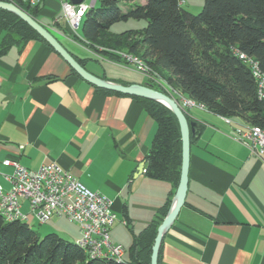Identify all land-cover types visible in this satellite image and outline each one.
<instances>
[{
    "label": "crops",
    "instance_id": "obj_1",
    "mask_svg": "<svg viewBox=\"0 0 264 264\" xmlns=\"http://www.w3.org/2000/svg\"><path fill=\"white\" fill-rule=\"evenodd\" d=\"M82 3L91 6L93 0ZM56 7H62L60 0H43L38 21L71 54L86 60L87 70L123 85L146 84L89 68L90 60L74 50L76 41L59 29L61 24L71 32L65 20L58 22L62 11L57 15ZM3 39L4 34L0 187L9 189L6 177L13 173L3 164L6 159L30 170L55 162L113 201V211L121 214L111 239L130 249L172 188L148 178L145 170L135 176L152 147L156 122L135 98L100 92L81 79L46 43L30 40L1 52ZM186 111L190 120L200 121L201 135L192 142L186 203L164 237L160 264H264V158L233 139L242 120L228 123L202 107Z\"/></svg>",
    "mask_w": 264,
    "mask_h": 264
},
{
    "label": "trees",
    "instance_id": "obj_2",
    "mask_svg": "<svg viewBox=\"0 0 264 264\" xmlns=\"http://www.w3.org/2000/svg\"><path fill=\"white\" fill-rule=\"evenodd\" d=\"M0 1L14 3L38 20L41 5L32 7L23 0ZM184 1L101 0L99 7L86 13L80 36L58 26L71 38L78 36L96 57L120 65L126 63L121 53L139 57L151 70L146 84L154 89L162 91L153 84L155 75H159L170 90L210 113L229 121L240 119L246 129L264 130V99L258 97L252 68L246 62H253L264 74V0H203L204 8L197 15L183 8ZM129 20H144L147 27L112 32L115 24ZM2 34L1 52L30 40L46 43L16 15L4 10H0ZM76 59L85 66L86 60ZM132 98L157 124L145 158V175L167 182L172 188L152 222L134 236L126 251L128 260L92 257L79 246V241L74 244L57 234L41 238L28 222H8L0 215V264H151L158 228L171 208L180 182L181 130L176 116L164 105Z\"/></svg>",
    "mask_w": 264,
    "mask_h": 264
},
{
    "label": "built area",
    "instance_id": "obj_3",
    "mask_svg": "<svg viewBox=\"0 0 264 264\" xmlns=\"http://www.w3.org/2000/svg\"><path fill=\"white\" fill-rule=\"evenodd\" d=\"M29 1L32 7L40 6L43 2ZM60 1L62 16L58 22L65 20L71 32L77 35L81 30L83 9L89 5L85 3L76 5L69 0ZM254 79L258 97L263 100L264 77L257 75L255 71ZM182 107L185 110L191 109L186 104ZM233 139L247 147L252 155L264 158L263 131L236 128ZM3 164L13 168V173L6 177L9 189L4 190L0 187V208L7 215H21L28 221L32 217L40 225L47 224L55 217L67 218L79 226L80 239L90 243L93 255L125 258L126 249L115 244L110 236L112 227L118 222L111 199L91 191L55 162L43 164L37 170L25 168L16 159H6ZM123 224L128 223L123 221Z\"/></svg>",
    "mask_w": 264,
    "mask_h": 264
},
{
    "label": "water",
    "instance_id": "obj_4",
    "mask_svg": "<svg viewBox=\"0 0 264 264\" xmlns=\"http://www.w3.org/2000/svg\"><path fill=\"white\" fill-rule=\"evenodd\" d=\"M73 4L79 5L82 0H72ZM95 8V3L90 9ZM0 10H4L16 15L32 30H34L84 81L94 87L130 97L143 98L155 101L168 108L178 119L181 140H182V167L180 182L175 196L172 199L171 208L159 226L157 236L152 248L151 264H159L160 251L164 237L178 218L182 208L185 206L189 190V172L191 165L192 139H198L201 135L200 121L197 119H188L187 111L180 102L168 96L167 94L154 89L150 84H132L123 85L117 82L109 81L96 76L81 65L76 57L71 54L64 45L52 34V32L40 21L31 17L25 10L18 5L9 2L0 1ZM145 170V162L140 163L136 177Z\"/></svg>",
    "mask_w": 264,
    "mask_h": 264
},
{
    "label": "rangeland",
    "instance_id": "obj_5",
    "mask_svg": "<svg viewBox=\"0 0 264 264\" xmlns=\"http://www.w3.org/2000/svg\"><path fill=\"white\" fill-rule=\"evenodd\" d=\"M182 6L189 13L197 15L204 8V1L203 0H185L182 3ZM60 11H62V7L61 8L56 7L55 13H57V15H59ZM49 19L53 20L52 17H49ZM145 27H147V22L144 20L142 21L129 20L128 22H121V23L115 24L111 28V30L114 33H122V32H125L126 30H141V29H144ZM73 39L76 41L74 44L75 52L81 57L90 60L89 68H95L101 72H106L108 76L126 75V76H129L131 80H133V82L147 83V79L149 78L146 77L143 73L139 72L134 66H120V65L110 63L109 61L107 62L105 60L97 61L94 54L90 52L88 49H86L85 43L82 40H80L78 36ZM155 78H156L154 80L155 83H153L154 85L160 86L163 93L167 94L168 96H171L172 98L180 102L182 106H184L181 95L170 90L169 87L164 82V80H162V78L159 75L157 76L155 75ZM114 211L116 210L114 209ZM116 214L119 215L121 213H116ZM28 223L32 226L34 231H36L40 235L41 238H44L45 236L50 235V234H57L64 240L74 243V244L80 240L79 226L76 223L70 222L67 218L55 217L47 224L40 225V223H38L31 217ZM124 246L126 250L128 251L129 245L125 244ZM125 260H128V255L125 256Z\"/></svg>",
    "mask_w": 264,
    "mask_h": 264
},
{
    "label": "bare ground",
    "instance_id": "obj_6",
    "mask_svg": "<svg viewBox=\"0 0 264 264\" xmlns=\"http://www.w3.org/2000/svg\"><path fill=\"white\" fill-rule=\"evenodd\" d=\"M24 3H28L31 5V2L29 0H23ZM90 9V6L87 7L86 9H83V13H82V22H81V26L83 24V21L85 19L86 13L88 12V10ZM122 59L128 64H130L131 66H134L139 72L143 73L145 76L150 77L151 76V70L148 67L147 64L144 63V61H142L141 59H139V57L130 55V54H120ZM241 58V57H240ZM244 58V59H243ZM243 58H241L242 60L246 61V58L243 56ZM250 67H252V72L255 78V71L257 72V75H262L264 77V74L256 67V65L253 64V62L251 61H246ZM155 75V74H154ZM157 76V75H156ZM158 81V80H156ZM160 82V81H159ZM182 102L184 104H186V106L190 107V108H194V107H201L198 106L196 103H194L191 100H187L182 98ZM203 108V107H202ZM228 123H230L231 121L226 120ZM238 129H243V130H252V129H246L243 127H240ZM255 131H263L262 129L259 128H253ZM0 215L5 218L8 222H14V221H22V222H29L28 219H23L21 215H7L6 212H4V210L2 208H0ZM79 246L84 249L85 251H88L89 254L92 257H113L119 261H122L124 258H121L120 256H106V255H93V247L90 245L89 242H86L85 240L80 239L78 242ZM112 259V258H111Z\"/></svg>",
    "mask_w": 264,
    "mask_h": 264
}]
</instances>
